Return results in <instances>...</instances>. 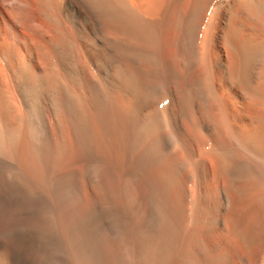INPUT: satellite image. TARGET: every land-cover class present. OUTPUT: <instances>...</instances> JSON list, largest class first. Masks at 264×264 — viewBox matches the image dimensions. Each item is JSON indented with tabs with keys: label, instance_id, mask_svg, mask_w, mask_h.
I'll return each mask as SVG.
<instances>
[{
	"label": "bare ground",
	"instance_id": "6f19581e",
	"mask_svg": "<svg viewBox=\"0 0 264 264\" xmlns=\"http://www.w3.org/2000/svg\"><path fill=\"white\" fill-rule=\"evenodd\" d=\"M0 264H264V0H0Z\"/></svg>",
	"mask_w": 264,
	"mask_h": 264
}]
</instances>
